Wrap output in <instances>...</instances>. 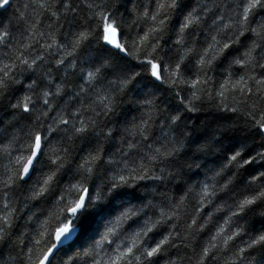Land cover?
I'll list each match as a JSON object with an SVG mask.
<instances>
[{"label":"clouds","instance_id":"clouds-1","mask_svg":"<svg viewBox=\"0 0 264 264\" xmlns=\"http://www.w3.org/2000/svg\"><path fill=\"white\" fill-rule=\"evenodd\" d=\"M155 2L97 0L104 3L125 33L127 55L106 47L94 35L91 41L73 46L78 29L70 26L64 32L55 30L56 43L49 39L47 29L41 39L31 35L25 39L23 31L16 27L17 15L4 18L16 0L8 7H0V142L6 144L17 127L30 130L33 137L42 133L46 142L40 174L12 198L15 220L11 228L6 226L10 235L0 240V264H9L10 259L22 264L27 252L24 244L33 237L43 242L45 238L38 234L39 223L47 221L45 231L50 239L28 245L34 252L30 264H38L37 250L54 246L57 229L64 235L73 220L79 222L78 214L83 216L84 212L77 208L81 196L86 199L87 210L96 217L95 230L83 243L124 210L139 208L144 218L150 217L153 226L169 238L170 247L163 253L161 264H202L200 245L208 246L210 237L200 239L199 227L193 226V220L203 216L201 225L211 218L227 227L225 219L242 194L237 185L246 181L225 160V149L251 137L254 153L264 152V136L253 131L254 126L243 114L232 116L225 112L215 98V88L225 78L230 62L217 61L201 70L193 60V75L208 81L199 99L179 80L170 84L167 78L159 83L150 78L145 66L138 63L144 56L136 54L133 44L142 30L152 26V21L150 17L139 20V12L133 9ZM213 2L194 0L195 7L204 10L195 30L198 36L190 38V43L196 45L198 55L215 36L222 42L230 41L233 52L240 49L242 57L247 49L237 43L241 22L234 9L238 0H215L217 8L212 7ZM239 2L242 12L247 0ZM226 4L233 9L230 20ZM260 8L264 9V3ZM15 11L21 8L17 6ZM217 13L232 24L230 31L218 34L214 23ZM166 19L175 23L178 16L170 12ZM261 25L264 11L258 9L248 21V46H256L257 59L264 63ZM175 37L169 24H164L160 32L151 35L148 51L155 46L158 51L153 58L163 55L166 62L174 63L173 56L181 51ZM231 68L234 72L235 65ZM192 78L184 76L186 81ZM208 89H212L211 95ZM25 102L32 109L28 114L22 111ZM248 103L264 108V101L256 96L250 97ZM53 159L55 164L51 163ZM8 163V156L0 153V171ZM47 176H52L53 182L37 203L32 193ZM50 213H54L51 218ZM141 219L133 220V224H140ZM233 223L244 227L242 220L233 218ZM78 231L77 228L67 236L60 248ZM78 249L79 245L68 256L58 250L53 264H71L73 257L82 255ZM208 264H216V259ZM253 264H261L259 257Z\"/></svg>","mask_w":264,"mask_h":264},{"label":"snow or ice","instance_id":"snow-or-ice-1","mask_svg":"<svg viewBox=\"0 0 264 264\" xmlns=\"http://www.w3.org/2000/svg\"><path fill=\"white\" fill-rule=\"evenodd\" d=\"M11 3L12 0H0V7H8ZM262 3L264 0H247L242 4V12L239 0L236 3L234 10L241 22L237 43L247 49L242 57L239 54L240 49L233 52L234 45L230 41L222 42L215 36L211 37V43L203 48V52L197 55V47L190 43V38L198 36L195 30L201 24V11L204 9L193 6V0H156L154 4H144L139 10L134 8V11L139 12L137 17L139 20L143 21L150 17L152 21V26L147 31L142 30V35L133 44L136 54L144 56L138 63L145 66L152 80L159 83L167 78L170 84H175L179 80L180 84L193 89L194 96L199 99L208 81L201 75H193V60L195 59L201 70L217 61L230 62L225 78L215 88V98L225 112L232 116L243 114L254 126L253 131L264 136V108H260L256 103H248V99L253 96L264 101V63H259L257 59L256 46H248L250 36L247 31L248 21L254 11L258 9L264 11L260 8ZM212 7L217 8L219 4L214 0ZM224 9L229 13L230 20L233 9L227 4L224 5ZM170 12L174 17L178 16L175 23L166 19ZM4 18H7L6 14ZM16 18L18 25L25 26L23 28L25 39L30 35L41 39L44 37L43 30L47 29L49 39L56 43L55 30L64 32L65 28L70 26L72 29H78L73 46L91 41L94 35L103 45L121 55H127L129 50L124 42L125 33L107 12L104 3H97V0H85V2L28 0ZM166 23L176 33L175 43L181 49L173 56L174 63L166 62L167 57L163 55L159 59L153 58L158 51L155 46L152 47L151 52L148 51L151 35L160 32ZM214 23L218 34L232 29V24L226 23L225 17L219 13L215 15ZM259 27L264 29V25ZM261 35L264 36V32H261ZM233 64L235 74L231 68ZM185 75L193 78L186 81ZM208 91L211 95L212 89ZM25 100L27 101V98ZM31 110L29 104L25 102L23 113L28 114ZM250 139L251 137L238 140L234 147L225 149V160L235 169L237 175H243L246 181L242 186L237 185L242 189V194L234 209L230 210L231 215L225 219L227 227L219 226L218 220L213 221L211 218L209 223L201 225L200 220L203 216L193 220V226L199 227L200 239L205 236L210 237L208 246L200 245L202 264H208L213 258L216 259V264H253L257 257L261 260V264H264V152L254 153L253 148L250 147ZM45 146L42 133H36L33 137L30 130L24 127H17L6 144L0 142V153L6 154L9 159V163L3 165V170L0 171V240L10 235L7 228H11L15 220L12 198L31 184V178L40 174ZM257 159L260 161L259 165L256 164ZM51 163L55 164L56 160L53 159ZM212 179L215 180L214 177ZM51 182H53L52 176L44 177L43 182L33 191L32 199L37 203L42 200L50 190ZM87 191L90 195L91 190ZM204 195H208L207 186L204 188ZM77 208L84 212L83 216L78 214L79 222L73 220L64 235H60L61 230L57 229L55 245L43 251L37 250L38 264H53L58 250L68 256L77 249V245L82 255L73 257L71 264H133V260L135 264H149V262L161 264L163 253L170 247L169 238L153 226L150 217L144 218L141 209L124 210L103 230L91 236L87 243H83L89 233L95 230L96 217L87 210L84 196H81ZM207 213L208 209L205 208L204 215ZM52 215L54 213H50L49 218ZM233 218L235 221L242 220L244 227L235 226ZM135 219H141V223L134 225ZM47 228L48 222L40 221L38 234L45 238L43 242L50 239V235L45 231ZM77 228L79 231L76 232L75 237L61 249L60 245L64 243L66 237ZM213 230H215L214 235ZM43 242L33 237L24 244L27 252L22 264H30L34 255L33 249L28 245L32 243L40 245ZM9 264H15V260L10 259Z\"/></svg>","mask_w":264,"mask_h":264},{"label":"trees","instance_id":"trees-1","mask_svg":"<svg viewBox=\"0 0 264 264\" xmlns=\"http://www.w3.org/2000/svg\"><path fill=\"white\" fill-rule=\"evenodd\" d=\"M26 2H27V0H16V3H14V7H13V9H10L9 13L6 14V17H7V16H11L13 13H15V15H18L19 12H16V11H15V8L18 6V7H20L21 9H23L24 3H26ZM193 6H195V4H194V0H193ZM16 27H17L19 30L23 31V28H24L25 26H24L23 24H20V25H17ZM101 211L103 212L104 210H101Z\"/></svg>","mask_w":264,"mask_h":264}]
</instances>
